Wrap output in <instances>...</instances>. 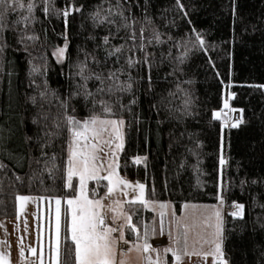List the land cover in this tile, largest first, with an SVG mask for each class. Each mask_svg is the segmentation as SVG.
Returning a JSON list of instances; mask_svg holds the SVG:
<instances>
[{"label":"trees","instance_id":"trees-1","mask_svg":"<svg viewBox=\"0 0 264 264\" xmlns=\"http://www.w3.org/2000/svg\"><path fill=\"white\" fill-rule=\"evenodd\" d=\"M19 2L22 7L0 20V220L15 217L17 196L75 197V179L67 183L70 134L65 114L81 122L93 112L105 118L99 103L93 108L83 96L70 100L67 113L61 106L83 83L76 65L88 53L92 71L107 75L123 66L119 81L132 77L130 92L96 96L112 105L115 115L108 118L125 123L120 174L144 185L147 202L170 203L176 214L186 204H215L220 194L228 211L223 239L227 264H264V0H235L234 5L233 0H180L183 10L176 0H119L124 16L130 17L127 23L135 21L136 45L140 28H145L146 52L128 51L132 29H124L121 17L108 12L117 11V0H50L48 13L44 0ZM30 3L34 7L25 21ZM97 11L112 23L94 24L91 16ZM153 29L160 33L159 43ZM196 33L205 41L203 47ZM105 36L108 45L103 44ZM189 39L193 43L186 48ZM64 42L68 46L59 63L54 52ZM120 45L125 49L119 61L115 56L105 61V48ZM146 54L151 69L125 63L129 58L142 61ZM182 56L183 63L177 59ZM86 86L96 93L100 82L88 80ZM226 97L241 112V121L223 130L213 114ZM106 190L105 181H92L88 194L99 198ZM234 204L244 206L243 218L230 214ZM126 211L140 242L145 225L147 242L152 241L157 233L154 212L141 203L127 205ZM67 226L64 211L60 264H75ZM127 231V238L136 240L137 233Z\"/></svg>","mask_w":264,"mask_h":264},{"label":"snow or ice","instance_id":"snow-or-ice-1","mask_svg":"<svg viewBox=\"0 0 264 264\" xmlns=\"http://www.w3.org/2000/svg\"><path fill=\"white\" fill-rule=\"evenodd\" d=\"M45 2V13H48L49 8L47 5L49 4L50 0H44ZM176 4L178 7L183 10V6L181 5L180 0H176ZM235 4V0H233V5ZM22 7L20 5L19 0H0V20H2L7 12L11 11L12 9L16 7ZM34 5L29 4L27 11L29 13L28 16L24 17L25 21H28ZM75 11H81L80 8H75ZM108 12L111 15H118L121 17V19L124 21L122 24V27L124 29H132L129 34V39L133 41L132 46L128 47V51H132L133 48H137L141 52H146L145 45L143 43L144 40V31L145 28L142 26L140 28V44L136 45V33L134 30V24L135 21L133 20V24L129 25L127 21L130 19V17L124 16L123 10H121V6L119 5V0H117V11L113 12L111 8L108 9ZM57 15H59V12H57ZM69 15V11L67 9L63 10V16L65 17V24H67V16ZM233 15L235 16V7H233ZM91 19L93 20L94 24L100 25L108 21V17H101L100 12L97 11L95 14L91 16ZM109 23H112V21H108ZM146 23H151V20H149L147 17L145 18ZM120 29L117 28V32H119ZM195 32V30H193ZM154 32V39L157 43L160 42V33L156 32L155 29H153ZM31 38V37H30ZM195 40L199 42V45L203 47L205 45V41L201 38L199 33H196ZM151 43V41H149ZM193 43L191 39L185 43V47L187 48L188 44ZM103 44L108 45L109 44V38L105 36L103 38ZM125 49V45H120L119 47H116L114 49H107L105 48V51L107 55L105 56V61H107L109 58L115 56L117 59V62L120 59V54L123 53ZM60 55H62L65 51V49H59L58 50ZM187 55V52H185V56ZM90 54L85 53V60L83 62H80L76 65L77 73L80 77V79L83 81V83L78 84L76 87L78 91L72 93L68 99L62 102L61 106L65 109V113H67V108L69 105L70 100L73 97L76 96H83L84 100L87 102L89 99H91V102L93 104V108L96 107L97 103H99L100 107L103 110V113L105 114V118H101L98 114L95 112L92 113V115L89 116V118L85 119L83 122L76 119L74 116H70L65 114V120L68 125V132L70 134V140H69V157L67 161V175L68 180L71 181L73 176H78L80 181V195L76 199H69L67 201L68 205L71 209V223L69 226H67V230L71 234V241L75 246L74 252H75V264H114V257L116 252V245L119 242L128 243L127 240H125V231L124 226H121L120 229H115L112 227H106L105 226V220L102 216V214L97 210L99 207H101V201L96 200L92 201L87 198L85 195V186L86 182L89 179H106L108 180V186H107V193L111 194L114 190V187L118 184H124L126 187L129 186L126 181L122 180H113L114 173L109 172L108 176H99L98 175V167L95 164V161L97 159L96 155V148L97 144L92 143V141L100 140L103 136V133L107 132L108 129H111V134L114 136L115 140L121 141V127L124 125V121L122 119H113L108 118L111 116H114L115 113L112 110V105H110L107 101L103 100L102 98L97 101L96 96L103 94L107 92L108 94H113L114 92H130L132 89V77L129 76L128 80L125 82L119 81L118 73L123 74L124 68L121 66V68L117 69L116 71L108 70L107 75H105L104 71H98L94 72L92 71L88 66V59ZM58 60L60 59V56L57 57ZM177 59L183 63L184 57H177ZM91 60L96 63L97 66L101 64V61H99L94 55L91 56ZM125 63L128 65V67H133L138 63L146 64L148 65L149 69L152 67V61L149 60V54H146L144 59L142 61L139 60H132L127 59ZM97 80L100 82V87L97 89L96 93H92L87 89V81L88 80ZM111 81V83H108ZM149 82H151V78L149 77ZM79 89H82V91H79ZM45 93H41V96L43 97ZM175 93H169V96H174ZM33 102L35 103V98L33 97ZM135 103V101H133ZM189 104V101H185V108H187ZM228 107V104L225 103V108ZM74 110V109H73ZM219 113H214L213 118H218ZM35 123V121H33ZM239 123V122H238ZM238 123H235L232 125V127H237ZM104 143H110V141H104ZM116 148H121L122 143H117ZM221 165L225 163V160L221 158L220 160ZM111 167V166H110ZM17 179H20L17 177ZM243 184V181L241 182ZM255 183V181H253ZM140 190V194L131 201V203H136L137 201L141 204H145L144 200V185L138 184L136 186ZM17 201L19 202H26L30 197L27 196H17ZM223 203V201H221ZM57 208H56V247H55V255L53 258V264H60V236H61V230H62V224H61V209L59 207L60 201H56ZM166 205L161 204L160 208H165ZM187 207V206H186ZM234 208L237 211H234L230 213L233 217L239 216L240 218H243V208L244 206L241 204H234ZM161 217L164 216V212L161 211L160 213ZM217 223L215 225V232L214 240L211 242L214 247L209 253H206L205 255H211L213 257L214 264H225V261L223 259L224 253L222 251V241H223V221L220 217L219 211L215 213ZM128 227L130 230L134 233H137V241H139L140 237L137 232V229L132 226L131 224V216L126 217ZM206 227H210L211 225L205 224ZM176 227H177V237H176V246L175 247H167L163 249V252L165 254L171 253L172 257L175 260V264H181L182 258L184 255H187V237L188 232L190 229H195L198 227L197 223L193 222L191 225L188 223H182L180 221H176ZM182 229V231H180ZM119 231V237L113 236V233ZM155 230L153 229V232ZM163 232V225L161 221V233ZM148 226L145 225V232H144V243L141 245L139 243H136L135 247L139 249H143V252L148 253L150 250L157 252V259L153 261L151 257H148V264H167L166 261H163L162 258L159 255L160 250L159 249H152L151 245L148 244ZM170 239H171V232L169 233ZM181 239H183V248L180 246ZM0 264H4V258L3 256H0ZM121 264H124L123 261H121Z\"/></svg>","mask_w":264,"mask_h":264},{"label":"rangeland","instance_id":"rangeland-1","mask_svg":"<svg viewBox=\"0 0 264 264\" xmlns=\"http://www.w3.org/2000/svg\"><path fill=\"white\" fill-rule=\"evenodd\" d=\"M67 42L61 47L56 48L54 57L57 62H63L67 50ZM59 49H65L64 53L60 55ZM58 56L60 59L58 60ZM225 103L228 107L225 108ZM216 113H219L217 119L222 126L223 130H227L235 123H240L241 112L238 109L231 107L230 97H226L223 101L222 109ZM238 123V124H239ZM122 140H115L111 134L109 128L107 132L103 133L100 140L92 141L97 144L95 161L98 167L99 176H108L109 172L114 173L113 180L126 181L129 186L124 184H118L114 187L111 194L106 192L99 198H90L88 194L89 184L96 179H89L85 186V195L89 200L101 201V207L97 210L102 214L105 220L106 227H120L124 226L125 240L128 241L126 246L123 242H119L116 245V252L114 257V264H148V257H151L153 261L157 259V252L150 250L148 253L143 252V249H137L136 243L143 244L144 242L130 241L127 237L128 223L127 216H130L126 211L127 205L131 204L139 194L140 190L136 187L139 182L129 181L124 178L119 171L120 158L124 148L125 137V123L121 127ZM104 141H110V143H104ZM117 143H122L121 148H116ZM68 155H69V143H68ZM221 158L224 159L223 146L221 152ZM225 160V159H224ZM225 164V163H224ZM221 165V168H223ZM111 166V167H110ZM75 179L77 183L75 197L70 199H76L80 195V181L78 176H73L71 181L67 183L71 185ZM107 183L108 180L100 179ZM143 185V184H142ZM26 202L17 201L16 215L12 219L0 220V256L4 258V264H28L36 262L37 264H53V258L55 255L56 247V201H60L61 209V224L64 211L68 214V224L71 223V209L67 200L61 199L45 200L37 197H30ZM144 200H145V187H144ZM223 201V203H221ZM136 203H139L138 201ZM163 203L147 202L145 200V206L154 212L156 215V237L148 242L152 249H159V255L163 261L167 264H175V260L171 253L165 254L164 248L175 247L177 237L176 221L182 223H188L191 225L193 222L197 223L198 227L190 229L187 237V255L182 258L181 264H214L213 257L211 255H205L209 253L214 245L211 243L214 240L213 233L215 232V225L217 223L215 213L219 211L220 217L223 221V239H224V218L228 212L225 206L224 198L219 194L218 200L215 204H186L180 214L174 212V207L170 203H165V208L161 209L160 205ZM187 206V207H186ZM67 208V209H66ZM161 211L164 212V216L161 217ZM237 211L234 207L230 213ZM161 221L163 225V232L161 233ZM211 225L206 227L205 224ZM182 231V229L180 230ZM171 232V239L169 233ZM70 233V232H69ZM135 235L134 232H132ZM71 237V234H70ZM61 238V236H60ZM180 246L183 248V239H181ZM223 251V241H222ZM224 253V251H223ZM225 264L227 261L224 256Z\"/></svg>","mask_w":264,"mask_h":264},{"label":"built area","instance_id":"built-area-1","mask_svg":"<svg viewBox=\"0 0 264 264\" xmlns=\"http://www.w3.org/2000/svg\"><path fill=\"white\" fill-rule=\"evenodd\" d=\"M115 229H120V227H116ZM119 231H116V232H114L113 233V236H115V237H119ZM125 244V246H126V243H124Z\"/></svg>","mask_w":264,"mask_h":264},{"label":"crops","instance_id":"crops-1","mask_svg":"<svg viewBox=\"0 0 264 264\" xmlns=\"http://www.w3.org/2000/svg\"><path fill=\"white\" fill-rule=\"evenodd\" d=\"M28 264H37L36 262H31V263H28Z\"/></svg>","mask_w":264,"mask_h":264}]
</instances>
